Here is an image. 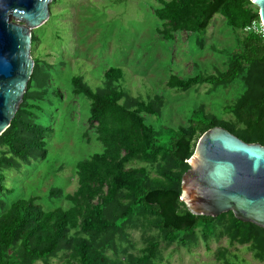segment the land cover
<instances>
[{
	"label": "trees",
	"instance_id": "1",
	"mask_svg": "<svg viewBox=\"0 0 264 264\" xmlns=\"http://www.w3.org/2000/svg\"><path fill=\"white\" fill-rule=\"evenodd\" d=\"M155 14L163 22V29L157 32L165 39L172 40L178 31L193 32L201 47L217 15L235 32L260 21L259 10L249 0H171L163 2ZM34 60L28 87L35 82L39 89L26 92L11 126L0 136V147L9 150L0 156V193L13 192L4 184L6 170L20 168L21 161L34 154L47 157L44 137L50 129L33 120V111L40 110L35 102L50 91L49 78L39 58ZM124 72L122 67L107 69L105 85L96 91L83 77L72 79L74 93L91 100L90 122L96 124L97 140L104 150L77 163L75 192L65 194L55 188L48 194V198L69 202V209L46 210L35 197L13 202L0 215V264H52L56 259L60 264H156L157 241H150L141 257L125 258L117 251L116 240L124 238L126 229L140 220L147 223L145 230L155 229L165 242L185 248L197 245L200 237L208 242L216 234V222L226 223L231 242L261 243L258 257L264 260V236L256 225L236 219L232 212L217 218L197 216L181 201L188 160L208 130L223 127L247 143L264 146V37L238 35V49L218 75L188 79L173 75L167 84L177 92L203 84L217 89L249 73L246 92L224 108L237 124L219 121L201 105L189 111L185 127L150 126L143 115L161 118L164 100L131 97L121 85ZM133 163L140 166L132 167ZM3 205L0 200V207ZM221 258L226 259L224 253Z\"/></svg>",
	"mask_w": 264,
	"mask_h": 264
},
{
	"label": "rangeland",
	"instance_id": "2",
	"mask_svg": "<svg viewBox=\"0 0 264 264\" xmlns=\"http://www.w3.org/2000/svg\"><path fill=\"white\" fill-rule=\"evenodd\" d=\"M55 1L50 6L49 21L33 31L32 47L33 58H39L40 67L49 78L50 91L35 102L40 110L33 111V120L50 129L44 137L47 157L34 154L21 161L20 168L5 171L4 184L13 192L0 193L4 204L0 215L13 202L35 197L36 203L46 210L69 209V202L48 198V194L55 188H61L65 194L75 192L77 163L104 150L97 140L96 124L90 122L91 100L85 94L74 93L75 76L83 77L89 88L96 91L105 85L107 69L124 68L121 85L131 97L164 100L161 118L144 114L146 123L176 129L187 126L189 111L201 105L219 121L237 124L232 114L224 113V108L246 92L251 79L245 73L227 87L215 89L203 84L187 92H177L167 86L173 75L188 79L218 75L227 69L229 55L238 49V35L245 33L235 32L220 15L212 20L201 47L193 32L178 31L173 33L172 40L157 32L163 29V22L155 11L163 7V2L171 0ZM38 89L33 82L27 92ZM4 154H9V150L1 146L0 156ZM146 225L140 220L126 229L124 238L116 240L117 251L124 253L125 258L144 256L149 242L157 241V260L151 258L156 264H264L258 257L261 243L231 242L225 232L226 223L216 222L215 236L208 242L200 237L198 244L191 248L165 242L157 230H145ZM256 227L264 236V229ZM52 264L60 263L56 259Z\"/></svg>",
	"mask_w": 264,
	"mask_h": 264
},
{
	"label": "water",
	"instance_id": "3",
	"mask_svg": "<svg viewBox=\"0 0 264 264\" xmlns=\"http://www.w3.org/2000/svg\"><path fill=\"white\" fill-rule=\"evenodd\" d=\"M264 24V0H249ZM54 0H0V136L18 113L34 72L33 31L51 17ZM13 19V20H12ZM182 179L181 201L197 216L236 219L264 229V146L223 127L199 139Z\"/></svg>",
	"mask_w": 264,
	"mask_h": 264
},
{
	"label": "built area",
	"instance_id": "4",
	"mask_svg": "<svg viewBox=\"0 0 264 264\" xmlns=\"http://www.w3.org/2000/svg\"><path fill=\"white\" fill-rule=\"evenodd\" d=\"M245 34H258L264 37V24L261 22V20L258 21H253L250 24L246 26L244 29Z\"/></svg>",
	"mask_w": 264,
	"mask_h": 264
}]
</instances>
